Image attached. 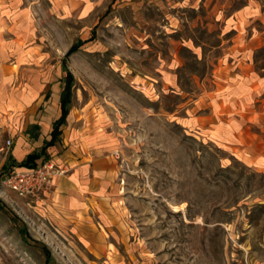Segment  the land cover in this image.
Segmentation results:
<instances>
[{"label": "rangeland", "instance_id": "1", "mask_svg": "<svg viewBox=\"0 0 264 264\" xmlns=\"http://www.w3.org/2000/svg\"><path fill=\"white\" fill-rule=\"evenodd\" d=\"M0 33V264H264V171L215 134L250 81L264 139V0H0ZM64 90L42 158L85 171L78 209L3 184Z\"/></svg>", "mask_w": 264, "mask_h": 264}, {"label": "crops", "instance_id": "2", "mask_svg": "<svg viewBox=\"0 0 264 264\" xmlns=\"http://www.w3.org/2000/svg\"><path fill=\"white\" fill-rule=\"evenodd\" d=\"M1 37H3L2 33H0V39ZM9 56V52L4 49V45L1 44L0 40V65L3 66L4 63L7 62ZM17 62L21 64V57ZM245 81L248 82V80ZM251 85L252 83L249 81V91L247 90V86L245 91L241 92L239 95L229 94V102H224L220 99L222 102L219 101L218 112L221 113L219 115L222 118L219 120V125L215 127V134L218 138H222L221 140L223 142L234 146L235 150L239 152L236 154V157H239L242 152L245 158L251 162L250 165L252 168L264 171V139L260 138L257 142L253 140L256 136L253 132V123H255L256 120L252 116L253 109L251 108H253V101L251 96H253V91ZM50 107L54 114H49L46 112L47 110L45 111L44 109L43 111L45 113L43 112V114L37 118L38 120L28 122L27 125L32 126L26 130V135L19 138L13 147V155L15 158L10 157L8 159V162L14 164L12 168L25 169L44 161H50L42 157H46L45 155H49V153L58 152L64 147L61 146L60 143L61 133H59L51 146H46L48 142L51 141V133L54 124L61 114L60 95L57 100L51 103ZM31 154H38L39 158L35 159L30 165L22 166L21 164H23L26 158ZM56 161L60 162V160ZM75 164L76 162L69 161L66 167H64V165L57 166L63 171L71 170L72 173L63 177L55 176L53 178V186L57 185L58 190L66 192L68 194L67 196L72 194L69 196L68 200H66L67 207L70 209L81 208V198L77 194H80L82 188L85 187V183L80 179V176L85 171L74 168Z\"/></svg>", "mask_w": 264, "mask_h": 264}, {"label": "built area", "instance_id": "3", "mask_svg": "<svg viewBox=\"0 0 264 264\" xmlns=\"http://www.w3.org/2000/svg\"><path fill=\"white\" fill-rule=\"evenodd\" d=\"M52 161H44L25 169H15L3 179L4 186L20 198L38 197L53 187V178L61 176Z\"/></svg>", "mask_w": 264, "mask_h": 264}, {"label": "trees", "instance_id": "4", "mask_svg": "<svg viewBox=\"0 0 264 264\" xmlns=\"http://www.w3.org/2000/svg\"><path fill=\"white\" fill-rule=\"evenodd\" d=\"M82 43H77L76 45L72 46L70 48V50L68 51L67 53V56L68 55H71L75 52H77V50L79 49L80 45ZM66 90V89H65ZM65 90L61 93L60 95V109H61V114H60V117L59 119L55 122L54 124V127H53V131L51 133V141L48 142V144L46 146H51L54 142H55V139L57 138V136L59 135V131H58V126L62 125L64 122H65V119L68 115V108H67V96L65 94ZM39 158V155L38 154H31L29 155L25 162L23 164H21L22 166H27V165H30L34 162L35 159Z\"/></svg>", "mask_w": 264, "mask_h": 264}]
</instances>
